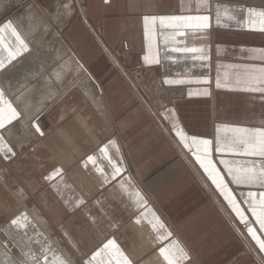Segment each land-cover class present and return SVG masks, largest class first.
Instances as JSON below:
<instances>
[{
	"label": "crops",
	"instance_id": "crops-1",
	"mask_svg": "<svg viewBox=\"0 0 264 264\" xmlns=\"http://www.w3.org/2000/svg\"><path fill=\"white\" fill-rule=\"evenodd\" d=\"M66 1L56 0V9L70 13L56 22V30L63 34L75 63L73 71L56 85L53 132L39 136L32 126L36 121L43 129L39 117L47 107L27 118L25 105L13 98L22 88H16L15 80L22 77L14 76V67L27 52L0 70V89L20 113L19 119L23 117L3 130L18 128L25 121L22 138L30 142L18 151L16 137L0 129V137L14 153L7 159L0 154V168H8L13 181L22 185L18 194L10 192L9 180L0 172V187L14 196V207H19V196L26 205L40 208L67 250L50 247L45 252L43 247V254L37 255L65 254L67 264H85L111 239L132 264H165L159 248L176 240L188 254L182 264H252L251 257L235 262L243 244L264 264V253L173 128L176 125L188 136L210 139L214 145L219 137L225 147L238 137L235 129H264V94L242 90L251 69L264 67V31L260 17L248 11H264V0H68L69 5ZM225 6L233 19L225 16ZM173 15H206L209 26L161 28L157 21L150 52L143 18ZM177 31L184 35H170ZM174 47L203 51L174 52ZM146 55L158 63H146ZM9 77L14 80L10 85L17 89L15 94L13 88H6ZM166 80L183 82L168 84ZM35 135L39 137L31 142ZM103 147L122 168L115 179L112 166L100 152ZM214 156L219 168L223 167L220 159L264 164L261 157L227 152ZM56 169H60L58 175ZM229 187L243 209L247 192L260 191L258 187ZM136 192L142 201L137 202ZM153 213L164 228L153 230L148 223ZM245 214L258 227L251 213ZM11 216L0 214V219L6 217L2 224L11 223ZM166 232L172 234L168 240L158 241L157 236ZM92 241L97 243L94 248Z\"/></svg>",
	"mask_w": 264,
	"mask_h": 264
},
{
	"label": "snow or ice",
	"instance_id": "snow-or-ice-1",
	"mask_svg": "<svg viewBox=\"0 0 264 264\" xmlns=\"http://www.w3.org/2000/svg\"><path fill=\"white\" fill-rule=\"evenodd\" d=\"M248 11L251 15H258L260 17V30L264 31V11L258 13L255 9H249ZM224 14L228 19L234 18L229 14L227 6L224 8ZM219 15V11H217V23H220ZM208 20L209 17L206 15H173L159 17L145 16L143 18L145 39L146 41H149V51L151 52L150 41L155 34V25L157 24V21L159 22L161 28L205 29L209 26ZM5 34H10L7 42L5 40ZM170 35L172 37L176 35H184V32L177 31ZM11 38H14V41ZM27 51L28 44L21 37L11 22L0 26V70H3L6 64H10L22 52ZM172 51L196 52L203 51V49L174 47L172 48ZM5 52L7 53L6 56L3 55ZM200 58L205 59L206 57L202 56ZM144 59L148 64L158 63V59L151 55H146ZM262 59H264V56H262ZM182 82L183 81L178 80L165 81V83L168 84ZM216 86L218 88L222 86L219 80H217ZM242 90L264 94V67L251 69L250 74L248 75L245 82V86ZM19 117L20 113L9 101V99L6 98L4 90L0 89V129H4L7 125H11L13 121L18 120ZM33 127L36 128L37 132L41 131L39 127H36V125H33ZM173 128L175 129V135L179 138L180 143L185 149H188L190 152H192L196 163L203 170L204 174H206L207 178L211 181L215 188L219 191L221 196H223L224 200L227 201L228 205L235 213V216L244 225L248 235L253 241H255L259 250L264 253V236L258 235V233L264 234V164L257 166L256 163L252 161L240 164L235 160L220 159L219 163L223 165V167L219 168L215 162L214 156V153L220 154L227 152L233 155L244 157L264 158V129H235L234 131L239 134L238 137L234 139L228 147H225L221 144L219 137H217L216 143L214 145L213 141L210 139L188 136L182 129L177 128L176 125H173ZM112 143L114 144V142ZM117 151L119 150L117 149ZM100 152L112 166V178L115 179L121 174L122 168L113 162L108 156L106 147L101 148ZM9 153L14 155L12 148L3 142V137H0V154L4 155L5 159H7ZM87 159L89 162L95 165V159L93 156H89ZM97 171L102 172V170L99 168H97ZM59 173L60 169H56L55 174L58 175ZM103 179L105 182L108 181L106 176L103 177ZM230 184L236 185L238 187H258L260 191L258 193L251 190L247 192V199L244 201V203L247 204V208L243 209L241 204L233 195V190L229 187ZM120 187L127 191L123 183L120 184ZM134 195L137 198V202L143 200V197L139 192H136ZM77 203H82V201H78ZM246 212L251 213V216L254 218L255 225L258 227L252 226V222L245 214ZM141 215H143V213H141ZM137 223H139V220H137ZM148 223L151 224L154 231L157 230L158 227L164 228V225L154 213L153 220H149ZM30 224L31 221H29L26 215H18L11 221V225L14 226L18 231L26 229V227ZM4 231L7 235H12L10 229H5ZM171 235V232H166L164 235H158L157 239L161 242L166 241ZM47 250L49 249H46L45 252ZM159 253L165 261V264H182V261L188 259V254L176 240H171L169 243L161 246L159 248ZM23 255L28 259L21 261L20 264H29V262H31V264H39L30 251L24 252ZM53 255L55 258L52 260V264H67V262L56 253H53ZM105 257H107V259H105ZM43 259L45 264H48V256L46 254L43 256ZM113 261L115 264H132V261L124 255V253L116 245L115 241L109 239L102 248L92 254L90 260L85 261V264H93V262H95V264H113ZM0 264H16V262L12 260L2 248H0Z\"/></svg>",
	"mask_w": 264,
	"mask_h": 264
},
{
	"label": "rangeland",
	"instance_id": "rangeland-1",
	"mask_svg": "<svg viewBox=\"0 0 264 264\" xmlns=\"http://www.w3.org/2000/svg\"><path fill=\"white\" fill-rule=\"evenodd\" d=\"M1 3H4V5H3V8L0 9V26H3L5 23L11 22L12 25L17 30H19L18 31L19 34L21 33L25 38H28V37L25 36L22 33L23 32L22 30H25L24 28L27 29V26H25L27 24L26 23V18H27L26 13L28 12V9H29L30 6L31 7L33 6V8L35 7L34 9H36V11H38L42 15V17L44 18V20H46V24H47L46 25L45 32H41L42 33V38L39 39V42L38 43L35 42V38L34 39H31V38L27 39L29 41V44H28V49L29 50L27 51L26 55H24V57H23L24 59L22 58L21 61L16 64V65H18L17 66V69H16L17 73H18V71L19 72H22V74H20V76L22 78H20L19 80H17L18 81V84L20 86L19 85H16V87L18 86V88H19V87H21V85H26V83H27V82H25L26 81L25 79L28 77L27 76V73L30 71L29 67L31 66V68H33L32 70H34V66L31 65V64H29L30 66H28L27 63H31L32 60L35 63H37L38 58H35L36 56L41 57L42 60L39 58L40 59L38 61V64L39 65H37L38 66V68H37V73L38 74H37L36 77H35L36 74H31V77H33V78H31V80L34 79V78H37V77L39 78L38 80H40V78H43L44 77L43 75L46 74V76H48L49 73H51L53 71V69L56 68V66L59 64L58 61L56 60V51H57V48H58L59 44L61 45L62 49L64 48L65 50L69 51L68 46H67L65 40L63 39V34L60 31H57L56 30V22H58V23L59 22H62V21H59V20L60 19L67 18V16L70 13L65 12L66 15H63V16L59 17V19H57V20H54L53 17H51L50 15H52L56 11L55 10L56 9V0H1ZM67 3H68V0L66 1V4ZM67 5H69V4H67ZM71 9H72V7H71ZM71 9H70V12L72 11ZM9 36H10V34H7V35L5 34V40H6V42L8 41ZM11 39L14 41V38H11ZM64 45H65V47H64ZM51 58L53 60H51ZM29 60H31V61H29ZM52 61H54V62H52ZM46 63H47V65H46ZM50 64L52 65V67H51ZM47 68H49V69H47ZM47 72H48V75H47ZM29 78H27V79H29ZM8 79L9 78H6V81H5V82H8V84L10 83V80L11 81H14L12 79H9V80ZM36 80L37 79H35V81ZM17 81H16V83H17ZM35 81H32V84H36L37 83L36 86L35 85H33V86H35L34 87L35 88L34 91L35 92L38 91V95L36 97V99L38 100L39 97H41V96H39V94H40L39 91L42 94L44 88H42V85L40 83L41 80L38 81V82H36V83H35ZM39 84L41 85L40 87H39ZM25 87L23 86V88H25ZM36 87H39L40 90L38 88H36ZM57 87H58V85H57ZM15 92H17V91H15ZM15 92L13 91L14 94H15ZM56 99H54L52 102H45V104H47L48 107L45 109V111H43V113H41V115L39 117V118H41V121L43 122V126H44L43 129L50 128V132L49 133L53 132V126L54 125H53V122H52V119H53L52 117H53L54 114H56ZM22 118L23 117H21L18 120L20 121ZM5 130L2 129L3 134L4 135L6 134L8 137L10 136L11 138H14L15 135L11 136L10 134H8L7 132H9V130L14 131L18 135H20L21 133H22L21 136L23 135V130H22V128L20 126L18 128H15V129H13V128L7 129L6 132H5ZM37 138L38 137L36 135L33 138L31 137V142L33 140L36 141ZM16 142H17V140H16ZM29 144H30V142L29 143H27V142L26 143H22V145L17 143L18 151H19V149L22 146H28ZM9 171L10 170H8V168H6L5 166H3V167L0 168L1 174L4 175V177L7 178V180H9L8 181L9 182V185L8 186L10 187V192L16 191V193H17V190L19 189L18 186H22V185L17 184L18 183L17 181H16L17 183L15 181H13V179L11 177V175H13V174H11ZM0 191H1L0 192V214H3L4 216H9L10 214L9 215L6 214L4 212V210L1 208V206L2 205H5V206L7 205L9 207L14 206V196L11 195V194H9L7 192L9 190L6 189V188L4 189V188L0 187ZM17 200H18L17 203H19L20 206L16 210L14 209L15 211H12L11 215L13 214V216H11L10 219L12 220V219L16 218L19 214H21V209L25 213L24 210H25L26 207H27L26 208L27 211H32L33 209H37L38 211L41 212V214L43 215V218L48 221L49 228H46V229L42 230L40 228V226H39V223L37 222V224H36L34 222V225H36V229H37V231H39L41 238H39L37 240L36 239H33V240L35 242H37L40 245L41 248L44 247L45 250L46 249H49L50 247H55V249L57 248V250H58V248H60L61 250H63V247L65 248V245L62 242V240L58 237L59 234L56 232V227L55 228L51 227V224H50L49 220L42 213V211L40 210V208H36L34 206L33 207H30V206L26 205L25 204V198H23V200H21L20 197L17 196ZM10 204H12V205L10 206ZM23 208H24V210H23ZM27 213L28 212H26V216L28 217ZM31 217H32V215H31ZM32 218L34 219L35 217H32ZM4 220H6V217H3V218L0 219V221H1L0 222L1 223L0 224V230L4 226L10 224V223H6V222L2 224V222ZM49 230H50V232H49ZM96 244L97 243L95 241H92L90 243L91 248H94V246H96ZM4 245L5 246H2L0 248H2L4 252L7 251L8 253H11V251H12L11 246L8 245V244H4ZM247 248H249L248 245H246V244L244 245L243 244V246L239 249V251H238V253L236 255L235 262H237V261H239L241 259H245L247 257H251L252 258V264H260L258 258L255 257V255L253 254V252L252 253L249 252V254H247V255H242L241 254L242 251H244L245 249L247 250ZM42 258H43L42 256H38L37 255V259L38 260L39 259L42 260Z\"/></svg>",
	"mask_w": 264,
	"mask_h": 264
},
{
	"label": "bare ground",
	"instance_id": "bare-ground-1",
	"mask_svg": "<svg viewBox=\"0 0 264 264\" xmlns=\"http://www.w3.org/2000/svg\"><path fill=\"white\" fill-rule=\"evenodd\" d=\"M6 4V3H5ZM3 5H4V3H1V0H0V9H2L3 8ZM31 7V6H30ZM29 7V9H28V12L26 13V15H27V18H26V25L25 26H27V29L26 28H24L25 30H22L23 32V34L25 35V36H27L28 38H26V39H29V38H31V39H34L35 38V42H37L38 41V39L40 38V36L42 35V33L41 32H43V30L45 29V27H46V20H44V18L42 17V15L38 12V11H36V9H34L33 8V6L30 8ZM6 8V7H5ZM26 9V10H27ZM56 11H55V13H53L52 15H50L51 17H53V19L54 20H57V19H59V17H61L62 16V14H61V12L62 13H64L65 15H66V13L65 12H67L68 13V11L67 10H64V11H62V9L61 8H58V9H55ZM21 26V25H20ZM23 27V26H22ZM21 27V28H22ZM20 28V29H21ZM37 36H39V37H37ZM28 41V40H27ZM31 41V40H30ZM32 42V41H31ZM28 43H29V41H28ZM61 43V42H60ZM31 45V44H30ZM64 47H65V45H64ZM29 50V49H28ZM66 55H67V57H66ZM43 57V56H42ZM46 57V56H45ZM64 57H66V59L64 60V61H62V63H61V65H59V66H56V68H54L53 69V71L51 72V73H49V75H48V72H47V75L48 76H46V74L45 75H43L44 77L43 78H40V80H38L39 78L37 77V78H34V79H32L31 80V78H33V77H31V73H27V78H29V79H25L26 81L25 82H27L26 83V85H21L22 86V88L20 89V93H19V91L17 92L18 94H16V95H14L13 96V98H14V100H15V102H17V103H21L22 105H25V108H24V113H25V116L27 117V118H29L30 116H32L33 115V113L34 112H36V111H38L39 109V111H43L46 107H48L47 106V104H45V102H52L56 97H57V95H58V88L56 87V85L58 84V83H61L62 82V80L65 78V76H66V74L68 73V72H70V71H73V69H74V63H75V57H74V55L72 54V53H70L69 51H67V50H65L64 48L62 49V47H61V45L59 44V46H58V48H57V51H56V60L57 61H59L58 63H60V59H62V58H64ZM32 58V57H31ZM35 58H38V61L41 59V57H38V56H36ZM40 58V59H39ZM53 58V57H52ZM51 58V60H53ZM45 59V58H44ZM36 60V59H35ZM42 60V59H41ZM29 61H31V60H29ZM37 61V60H36ZM38 61H37V63H35L33 60H32V62L31 63H27V65L28 66H30L29 64H31V65H33L34 66V74H36L37 73V68H38V66L37 65H39L38 64ZM52 62H54V61H52ZM52 64V63H51ZM50 64V65H51ZM55 64V63H54ZM46 65H47V63H46ZM31 67V66H30ZM48 67V66H47ZM51 67H52V65H51ZM50 67V68H51ZM15 69H17V66L15 67ZM14 69V71H16ZM47 69H49V68H47ZM25 71V70H24ZM29 71V70H28ZM42 71V70H41ZM29 72H31V69H30V71ZM14 73V72H13ZM17 74V76H20V74H22L21 72H19L18 71V73H17V71H16V73L14 74V76ZM25 75V74H24ZM8 77V76H7ZM36 77V76H35ZM10 78V77H9ZM12 78V77H11ZM10 78V79H11ZM15 78V77H14ZM35 79H37L38 81H40V83H41V85H42V88H44V90H43V92H42V94H41V92L39 91V93L41 94H39V96H41V97H39V99L37 100L36 99V97H37V95H38V91L37 92H35L34 90H35V86H36V82H38L37 80L35 81ZM66 79V78H65ZM83 79V78H82ZM6 80V79H5ZM9 80V79H8ZM17 80H18V77H17ZM17 80H15V81H17ZM28 80V81H27ZM32 81H35V83L36 84H32ZM2 82V81H1ZM10 82H11V80H10ZM18 82V81H17ZM20 82V81H19ZM80 83V82H79ZM82 83H83V81H82ZM3 84V83H2ZM8 85V84H7ZM33 85H35V86H33ZM40 84H39V87L41 86ZM79 85H81L82 86V84H79ZM3 86V85H2ZM9 86L11 87V88H13L12 90L15 92V91H17V89L16 88H18V86L16 87V88H14V86H11L10 85V83H9ZM9 86H6V88L7 87H9ZM23 86L25 87V88H23ZM5 87V86H4ZM39 87H36V88H38L39 90H40V88ZM20 88V87H19ZM19 88H18V90H19ZM88 88V87H87ZM14 89H16V90H14ZM23 89V90H22ZM37 90V89H36ZM8 91H10L9 89H8ZM21 91H23V92H21ZM91 91H92V89H91ZM64 93V92H63ZM94 96V95H93ZM98 96V95H97ZM63 97V96H62ZM89 97V96H88ZM92 99V98H91ZM20 123V122H19ZM25 121H23V124H21L20 123V126H21V128H22V130H23V133H24V131H25ZM41 129V128H40ZM36 129H34V132H36L35 131ZM8 134H10L11 136H13V135H16V133L14 132V131H12V130H9V132H7ZM37 133V132H36ZM42 133H43V131H42ZM22 134V133H21ZM21 134L17 137V136H14V137H16V139H17V143L18 144H21L22 145V143H26L27 142V140H23V138H22V136H21ZM44 134V133H43ZM38 135L39 136H41L39 133H38ZM38 135H36L37 137H39ZM11 140V139H10ZM12 141V140H11ZM20 145V146H21ZM18 204V203H17ZM20 206V205H19ZM8 206H4V205H2L1 206V208L4 210V212L6 213V214H11L12 213V211H15L18 207H14V206H12V207H8ZM22 208V207H21ZM27 208V207H26ZM26 208H25V210H24V208H23V210L25 211V213L22 211V209H21V214H19V215H26V212H28L27 213V215H28V219H29V221H31V224L29 225V226H27L26 227V229H24V230H20V231H18V230H16L15 229V227L14 226H12L11 225V223L9 224V225H6V226H4L1 230H0V247H2V246H5L4 244H8V245H10L11 246V248H12V251H11V253H8L7 251H5L7 254H8V256L12 259V260H14L15 262H16V264H20V262L21 261H23V260H27L28 258L27 257H25L24 255H23V253L24 252H28V251H30L31 253H32V255H33V257L35 258V260H37V254H42L43 252H42V249L43 248H41L40 247V245L37 243V242H35L33 239H39V238H41V236H40V233H39V231H37V229H36V225H34V222L37 224V222L39 223V226H40V228L42 229V230H44V229H46V228H49V223H48V221L46 220V219H44L43 218V215L41 214V212L40 211H38L37 209H33L32 211H27L26 210ZM15 209V210H14ZM31 210V209H30ZM19 212V211H18ZM17 212V213H18ZM31 215H32V217H35L34 219L31 217ZM5 229H10L11 230V232H12V235L11 236H9V235H7L6 234V232L4 231ZM49 232H50V230H49ZM47 233V232H46ZM5 250V249H4ZM62 251H64V252H67V250L63 247V250ZM69 253V252H68ZM67 253V254H68ZM65 255V254H64ZM64 255H59L60 257H62L63 259L64 258H66ZM69 255V254H68ZM67 256V255H66ZM71 258H72V260H74V258L72 257V256H70ZM55 257H54V255L52 254V255H48V264H52V260L54 259ZM69 259V258H68ZM64 260H66V259H64ZM261 260V259H260ZM38 261V260H37ZM42 261H43V263L45 264V262H44V259L42 258ZM75 261V260H74ZM29 264H31V262H29Z\"/></svg>",
	"mask_w": 264,
	"mask_h": 264
},
{
	"label": "built area",
	"instance_id": "built-area-1",
	"mask_svg": "<svg viewBox=\"0 0 264 264\" xmlns=\"http://www.w3.org/2000/svg\"><path fill=\"white\" fill-rule=\"evenodd\" d=\"M49 132H50V128H45V129H43V133L44 134H49ZM249 252L250 253H252V251H250V248H247V250L245 249L244 251H242V255H247V254H249Z\"/></svg>",
	"mask_w": 264,
	"mask_h": 264
},
{
	"label": "water",
	"instance_id": "water-1",
	"mask_svg": "<svg viewBox=\"0 0 264 264\" xmlns=\"http://www.w3.org/2000/svg\"><path fill=\"white\" fill-rule=\"evenodd\" d=\"M33 125H36V127H39L36 121H33L32 126H33ZM34 128H35V127H34ZM39 128H40V127H39ZM35 129H36V128H35ZM40 130H41V129H40ZM38 133L41 135L42 130H41L40 132H38ZM42 134H43V133H42Z\"/></svg>",
	"mask_w": 264,
	"mask_h": 264
}]
</instances>
